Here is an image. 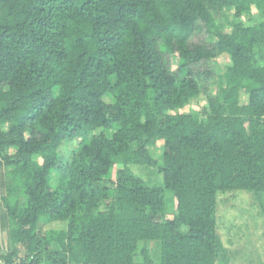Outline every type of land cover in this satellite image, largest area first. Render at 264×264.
<instances>
[{"label":"trees","instance_id":"1","mask_svg":"<svg viewBox=\"0 0 264 264\" xmlns=\"http://www.w3.org/2000/svg\"><path fill=\"white\" fill-rule=\"evenodd\" d=\"M235 191L264 219V0H0V264H232Z\"/></svg>","mask_w":264,"mask_h":264},{"label":"rangeland","instance_id":"2","mask_svg":"<svg viewBox=\"0 0 264 264\" xmlns=\"http://www.w3.org/2000/svg\"><path fill=\"white\" fill-rule=\"evenodd\" d=\"M197 41L209 42L212 39L205 33L194 38ZM177 55L171 57V68H177ZM231 62L228 55L223 54L209 61L206 65L213 69L215 76L212 78V93L218 85V75L223 73L226 66ZM207 103L205 97L193 101L187 110H199ZM161 144L151 147L152 155L159 157ZM221 195L218 205V231L222 240L229 250L232 264H264V219L259 214V204L251 194L246 191H235ZM167 193V196H170ZM171 197V196H170ZM173 204V203H172ZM169 202L167 203V207ZM171 208L169 207V211ZM63 223L41 224L42 232L48 229H61ZM11 249L6 231L0 232V251L6 252Z\"/></svg>","mask_w":264,"mask_h":264}]
</instances>
